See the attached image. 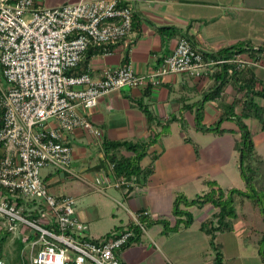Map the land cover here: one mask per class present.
<instances>
[{
    "label": "crops",
    "instance_id": "obj_1",
    "mask_svg": "<svg viewBox=\"0 0 264 264\" xmlns=\"http://www.w3.org/2000/svg\"><path fill=\"white\" fill-rule=\"evenodd\" d=\"M77 1L79 0H36V3L54 7ZM132 5V33L125 39L111 44L109 50H87L79 62V70L98 78L104 69L113 70L129 62L136 74L151 75L162 59L171 53L177 40L185 36L195 47L208 53H215L236 44H246L253 49L264 45V0H132ZM168 27L176 28L177 32L171 34L172 30L167 29ZM241 55L250 64L243 69H236V77L239 82L253 78L255 88L261 89L264 87V51L259 55H251V51ZM213 84V79L208 75L193 77L181 72L161 77L157 85L148 84L142 89L124 87L112 91L101 97L95 107L83 111L88 120L101 131L99 137L82 128H75L72 132L64 134L65 141L72 149L71 167L84 180L93 181L96 175L106 169L109 162L104 160V140L145 141L153 134L160 133L159 125L153 123L150 128L147 126L144 114L135 106L138 100L142 98L155 121L163 124L171 116L177 118L160 133L158 140L150 145L147 155L140 162L142 167L150 165L151 172L147 175H131L135 179L127 193L113 187L106 188L105 193L93 189L115 200L125 209L128 221H121L118 225L125 226L132 221L130 213L140 210L145 211L152 219L165 217L173 221L171 209L176 194L181 192L187 198H192L206 190L203 180H215L220 187V181L228 180L226 167H234L239 162L235 143L240 137V128L235 118L221 122L220 127L229 130L223 134L195 129L198 101L202 100L205 92L211 90ZM241 95L237 94L231 80L218 98L203 102L200 109L201 123L205 126L213 125L222 113L223 105L231 104L234 98ZM255 100L264 106L263 99L257 97ZM234 111L237 117L240 116V105H236ZM252 119H242V122L248 128ZM249 130L252 133L255 153L259 155L258 150L264 148V128H261L258 121L255 128ZM123 153L129 154L126 151ZM153 154L156 155L155 159H152ZM46 173L49 175V189L53 182L74 180L63 178L52 170ZM78 181L85 188L89 187L85 181ZM72 187L70 184L69 188ZM107 189L116 190L121 200L109 196ZM62 195L72 196L76 205L79 199L84 198L85 193L75 190L74 193L69 191L56 196ZM188 210L194 218L189 227L163 235L160 233V224L155 225L157 228L154 231V240L142 241L141 236L138 242L121 248L118 255L121 264H213L212 257H208L210 249L212 250L209 236L201 231L200 224L217 209L208 203L202 207L191 206ZM75 211L89 226L90 220L97 216L90 208L75 206ZM193 229L203 235L199 252L194 242H190L191 239L180 243L181 246L175 245L173 240L179 237L194 235L196 240L198 236L194 234ZM180 248L183 249L182 256L178 251ZM220 250L225 262L230 264H241L242 261L250 264L252 261L249 262V259H255L254 264H263L259 247L256 248L255 257L242 253L239 245L234 249V253L225 254L224 246H221ZM197 253H200V256L189 258L197 256Z\"/></svg>",
    "mask_w": 264,
    "mask_h": 264
},
{
    "label": "built area",
    "instance_id": "obj_2",
    "mask_svg": "<svg viewBox=\"0 0 264 264\" xmlns=\"http://www.w3.org/2000/svg\"><path fill=\"white\" fill-rule=\"evenodd\" d=\"M133 13L132 0H79L54 7L0 0V66L6 81L0 86V228L29 245V264H121L119 251L133 235L124 227L90 237L89 224L76 215L75 199L52 194L48 173L40 174L48 168L101 193L108 187L127 193L134 176L117 177L111 162L93 181L71 167L72 149L64 134L82 128L101 135L83 111L112 91L157 85L167 74L202 77L217 64L233 63L236 69L250 64L241 53L205 60L200 49L180 37L151 75L136 74L129 62L104 69L98 78L68 72L88 47L129 36ZM130 215L144 230L138 213ZM0 264L11 263L4 257Z\"/></svg>",
    "mask_w": 264,
    "mask_h": 264
},
{
    "label": "trees",
    "instance_id": "obj_3",
    "mask_svg": "<svg viewBox=\"0 0 264 264\" xmlns=\"http://www.w3.org/2000/svg\"><path fill=\"white\" fill-rule=\"evenodd\" d=\"M134 13L132 16V29H133ZM174 34L177 29L174 27H168ZM185 36V35H183ZM187 38V36H185ZM90 46L86 49L89 52H101L109 50V46ZM194 45V44H193ZM85 51V52H86ZM251 51V55L256 53L259 55L264 51V45L258 46L256 49L249 47L248 45L236 44L234 46L222 48L215 53H208L201 50L203 58L205 60L212 59H231L236 53H243ZM84 52V53H85ZM79 63L73 69H70L69 73H81L78 69ZM1 68V66H0ZM230 70V71H229ZM208 76H210L214 84L211 90L204 93L201 101H198V110L195 113V129L203 132H213L217 134H223L229 132V130L221 128L220 124L223 120H229L235 118L240 128V137L235 143V147L238 151L239 160V171L245 181V190L237 188H229L226 191L223 190L215 180H203L206 185V190L196 194L192 198H187L184 194L178 193L175 195L172 203L171 221L165 218L152 219L144 211H138V219L140 223L151 224H162L163 228L161 234L167 235L169 233L177 232L181 229L189 227L193 223V214L188 210L191 206L202 207L205 204H211L217 209L209 218L205 219L200 224V229L209 236V244L214 251L213 264H226L223 258V254L220 250V245L215 242L217 233L231 230V220L238 217L235 203L248 199L252 206L258 207V205H264V197L258 196L257 191L253 188L252 184L254 178L258 174V166L262 158L257 155L254 150V143L252 140V133L247 126L242 122V119L253 118L260 122L261 128H264V106L259 105L256 102V98L259 97L264 100V87L261 89L255 88L253 78H248L239 82L235 65L232 63L225 62L223 64H217L209 68ZM233 81L234 89L238 93H241V97L234 98L231 104L223 105L222 113L219 115L218 120L209 126H205L201 123V112L200 109L203 102L207 100H213L219 97L224 87ZM237 83V85L235 84ZM240 83V84H238ZM236 105H240L241 112L240 116H236L234 108ZM135 106L144 114L147 121V126L150 128L153 123L161 127L160 133L165 131L172 121L177 120L175 116H171L165 123L155 121L151 111L147 105L143 102L142 98L135 103ZM1 112V110H0ZM182 122V120H181ZM160 133L153 134L145 141H128V140H104L102 142V150L104 160H108L114 165V172L117 177L124 176L129 178L131 175H147L151 172V166L142 167L140 165L141 160L147 155V150L151 144L158 140ZM123 151L129 154L123 153ZM156 155H152V159H155ZM124 227H128L132 230L133 235L129 238L127 245L138 242L140 240L142 230L134 224L133 221L128 222L125 226L117 225L113 228L115 232H122ZM113 232V231H112ZM110 233V232H109ZM9 232L5 229H0V258H4V247L9 239ZM15 246L17 252L22 250L23 244L15 240ZM259 255L264 263V231L262 232L259 240ZM21 253V252H20ZM22 256L14 257L10 263L18 264L22 262ZM26 264L27 261L25 260ZM25 264V263H24Z\"/></svg>",
    "mask_w": 264,
    "mask_h": 264
},
{
    "label": "rangeland",
    "instance_id": "obj_4",
    "mask_svg": "<svg viewBox=\"0 0 264 264\" xmlns=\"http://www.w3.org/2000/svg\"><path fill=\"white\" fill-rule=\"evenodd\" d=\"M5 85H6V81L2 76V72L0 68V86L4 87ZM256 124H258V121L256 119H252L250 120L248 128L254 129ZM258 153L259 155H261L260 157L262 158V161L260 162V164L255 163L258 166V174L254 178L252 186L257 191L258 196L261 195L263 198L264 197V148L259 149ZM238 167H239V162H237V165L234 167L232 166L226 167L228 180H225L223 182L220 181L222 184L221 188L223 190L226 191L229 188H237V189L245 190L246 184L243 177L240 174ZM47 170L49 169L48 168L42 169L40 174L45 175ZM65 183H67L68 185H65ZM70 184L71 187L73 186L71 189L69 188ZM49 190L54 195H58L61 193H68L69 191L71 193H74L75 190L78 191L81 190L83 193H85L84 198L79 199V201L76 202L75 206H81L82 208L83 207L90 208L92 213L97 215L95 219L90 220L89 236L92 238L93 237L98 238L109 232H112L114 231L113 228L118 224H120L121 221L123 222L128 221V216L127 213L125 212V209L120 205H118L115 200L109 198L106 195L93 191V188H91L90 186L85 188L84 185H82V183L78 181V179L66 180L65 182H61V181L53 182L50 184ZM106 193L111 197H115L116 199L121 200V198L119 197L120 194L116 190L107 189ZM235 206L237 209L238 217L231 220V226H232L231 230L220 232L217 235V239L215 240V242L219 244L220 247L224 246L225 254L234 253V249H236V246L239 245V248L242 249V253L247 254L250 257L252 256L255 257L257 254L256 248L260 246L259 240L261 238L262 232L264 231V205L262 204L260 206L258 205V207H254L252 206V204L248 199H244L243 201L237 200ZM196 217H198V214L196 215ZM165 219L171 221L170 218H165ZM196 220L198 223V218ZM157 224L147 225V223H142L144 228V230L140 228L142 230L141 236H143L142 241H150L151 239L154 240L156 238L154 231L157 228L155 227V225ZM170 225H172V221ZM159 226L163 228L162 224H160ZM193 232L194 234H196V236H198L196 240H194V235L193 236L191 235L190 237L187 238L179 237L176 240H173L175 245L178 244L181 246L180 243L186 241L187 239L189 240L191 239L190 242L192 243L194 242V245L197 247V252H199L200 251L199 248L203 244L202 242L203 235L196 230H194ZM14 242L15 239L10 234L8 242L4 247L5 258H7L8 261L10 262L14 257L23 255L22 262L19 261L18 264H24V263L26 264L25 260L27 261V264H29V251H30L29 245L23 244L20 253L17 252ZM182 250L183 249L181 248L180 250L178 249L180 256H182L183 253ZM196 255L197 256H191L189 258L195 259L198 256H200V253H197ZM209 256H211L213 260L214 257L213 249L212 250L210 249L208 257ZM208 257L205 256V258ZM254 261L249 259V262H251L250 264H254L255 263ZM242 262L243 263L241 262L240 263L246 264L245 263L246 261H242ZM226 264H230V262H226Z\"/></svg>",
    "mask_w": 264,
    "mask_h": 264
}]
</instances>
